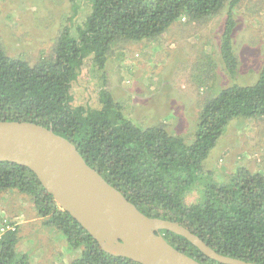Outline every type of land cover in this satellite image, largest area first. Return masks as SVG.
Instances as JSON below:
<instances>
[{"label": "trees", "instance_id": "trees-1", "mask_svg": "<svg viewBox=\"0 0 264 264\" xmlns=\"http://www.w3.org/2000/svg\"><path fill=\"white\" fill-rule=\"evenodd\" d=\"M242 1L90 0V11L75 32L64 27L50 53L35 62L8 55L0 45V121L51 126L145 215L177 221L222 255L264 264V175L237 167L231 178L218 181L212 170L204 169L205 159L227 125L239 127L264 116V61L260 67H247L250 84L231 82L212 91L213 82L202 81L210 92L198 104L191 143L161 123L135 124L105 88L109 53L115 43L152 41L181 19H209L224 7L220 60L225 74L234 77L239 61L232 39L238 24L233 13ZM249 4L248 13L261 21L264 3ZM89 56L103 81L97 108L73 105L70 92ZM10 189L27 194L35 214L61 231L70 248L80 249L72 264H141L103 251L86 229L58 207L33 171L2 160L0 193ZM160 231L176 249L218 264L185 237ZM18 233L17 228L0 234V264H30L27 254L16 250Z\"/></svg>", "mask_w": 264, "mask_h": 264}, {"label": "rangeland", "instance_id": "rangeland-1", "mask_svg": "<svg viewBox=\"0 0 264 264\" xmlns=\"http://www.w3.org/2000/svg\"><path fill=\"white\" fill-rule=\"evenodd\" d=\"M251 1L258 5L264 3V0H243L233 13L238 24L232 39L239 61L234 77L225 74L220 60V36L227 9L224 7L209 19L194 22L181 19L152 41L115 43L109 53L105 88L123 105L125 115L135 124L146 127L161 123L191 143L198 104L210 92L202 81L213 82L212 91L231 82L250 84L246 82L249 81L247 67H260L264 61V17L258 21L248 13ZM90 8V0H0V45L6 54L33 63L41 55L50 53L64 27H70L74 33ZM260 12L263 16L264 7ZM102 83L92 57L85 58L70 88L72 104L99 107L98 92ZM237 167L264 175V116L252 118L239 127L236 123L227 125L204 162L205 171L212 170V176L218 181L231 178ZM192 195L196 197L197 193ZM9 199L15 206H8ZM1 205L15 213L21 212L16 206L23 209V215L16 220L21 223L16 250L27 254L30 264H41V261L42 264H71L70 256L79 254L80 249L70 248L56 227L41 226L39 220L29 222L34 209L27 194L15 189L0 193V213L3 212ZM47 227L51 228L48 232ZM47 235L57 243L51 244ZM37 249L44 252L45 259L32 261L30 256L37 257Z\"/></svg>", "mask_w": 264, "mask_h": 264}, {"label": "water", "instance_id": "water-1", "mask_svg": "<svg viewBox=\"0 0 264 264\" xmlns=\"http://www.w3.org/2000/svg\"><path fill=\"white\" fill-rule=\"evenodd\" d=\"M2 160L33 171L58 207L68 212L111 255L141 264H216L176 249L161 233L165 229L185 237L218 264H260L218 253L177 221L145 215L51 126L0 121Z\"/></svg>", "mask_w": 264, "mask_h": 264}, {"label": "crops", "instance_id": "crops-1", "mask_svg": "<svg viewBox=\"0 0 264 264\" xmlns=\"http://www.w3.org/2000/svg\"><path fill=\"white\" fill-rule=\"evenodd\" d=\"M17 11V10H16ZM7 203H8V206H9V204L10 205H13V206H15L14 204V201L13 200H8L7 201ZM4 206H2L1 205V208H3ZM17 208H19L20 209V211L21 212H19V211H16L17 213H15V212H13V210H11V211H9L8 209H7V207H5L6 208V211H5V208H3V212L2 213H0V216L3 218V217H7V218H9L10 217V219H17V218H20V215H23V209L22 208H20V207H18V206H16ZM35 216V217H34ZM37 215L35 214V211H34V215L33 216H31L30 218H28L29 219V222H33L34 220H39V223H42V225L41 226H44V222H43V220H42V218H40V217H36ZM0 217V218H1ZM23 217V216H22ZM23 221H27V219H24ZM20 224L21 223H19V226H20ZM18 226V228H20ZM51 228H48L47 227V229H46V231L48 232V230H50ZM35 236H37V233L35 234ZM47 237H48V235H47ZM48 241H51V239H49V237L48 238H46ZM57 242H53V241H51V244H56ZM17 248H18V246H17ZM27 248V247H26ZM37 251V257L35 256V255H33L32 257H33V259H32V257L30 256V259L33 261L34 259H36V258H38V259H41V258H44L45 259V257H44V255H42V253H44V252H42L41 253V251L40 250H36ZM18 252L19 253H21L19 250H18ZM70 253V252H69ZM68 253V254H69ZM58 257V256H57ZM48 258V257H47ZM59 258L61 259V256L60 257H58V260H59ZM70 262L69 263H71L72 264V261H73V259L72 258H74L72 255L70 256ZM49 260H50V258H48ZM57 260V261H58ZM66 261V260H65ZM43 263V261H41V264Z\"/></svg>", "mask_w": 264, "mask_h": 264}, {"label": "built area", "instance_id": "built-area-1", "mask_svg": "<svg viewBox=\"0 0 264 264\" xmlns=\"http://www.w3.org/2000/svg\"><path fill=\"white\" fill-rule=\"evenodd\" d=\"M19 224L18 221L13 219L12 221H9L7 218L2 219V223L0 226V232H4L7 230H14L16 229V226Z\"/></svg>", "mask_w": 264, "mask_h": 264}, {"label": "clouds", "instance_id": "clouds-1", "mask_svg": "<svg viewBox=\"0 0 264 264\" xmlns=\"http://www.w3.org/2000/svg\"><path fill=\"white\" fill-rule=\"evenodd\" d=\"M3 218H7V217H3ZM2 218V219H3ZM7 219H10V218H7ZM10 220H13V219H10ZM15 220H17V219H15ZM1 223H2V221L0 222V226H1ZM19 225V224H18ZM18 225L16 226V229L18 228ZM2 232H0V234H1Z\"/></svg>", "mask_w": 264, "mask_h": 264}]
</instances>
